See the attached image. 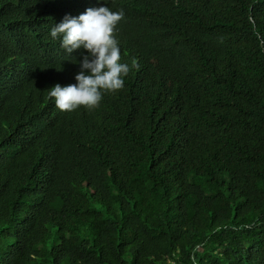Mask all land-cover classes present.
<instances>
[{
    "label": "trees",
    "instance_id": "obj_1",
    "mask_svg": "<svg viewBox=\"0 0 264 264\" xmlns=\"http://www.w3.org/2000/svg\"><path fill=\"white\" fill-rule=\"evenodd\" d=\"M130 67L61 111L96 0H0V264H264V0H106Z\"/></svg>",
    "mask_w": 264,
    "mask_h": 264
},
{
    "label": "clouds",
    "instance_id": "obj_2",
    "mask_svg": "<svg viewBox=\"0 0 264 264\" xmlns=\"http://www.w3.org/2000/svg\"><path fill=\"white\" fill-rule=\"evenodd\" d=\"M78 16L66 15L50 29V36L59 39L66 53L79 52V71L75 83L48 89L61 111H73L83 106L88 109L99 106L107 92L124 87V78L130 67L121 62V49L115 30L123 19V10L113 11L106 0H96Z\"/></svg>",
    "mask_w": 264,
    "mask_h": 264
}]
</instances>
